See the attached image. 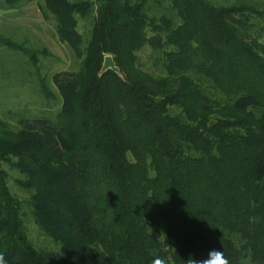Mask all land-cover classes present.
<instances>
[{
    "label": "trees",
    "instance_id": "16d2710c",
    "mask_svg": "<svg viewBox=\"0 0 264 264\" xmlns=\"http://www.w3.org/2000/svg\"><path fill=\"white\" fill-rule=\"evenodd\" d=\"M32 1L0 0V11L13 18ZM42 9L84 60L53 74L58 118L12 126L0 116L7 264H187L210 249L230 264H264V1L45 0ZM81 19L92 24L87 42ZM4 32L0 47L36 62L52 54ZM145 46L164 74L141 68ZM107 54L121 73L100 74ZM42 87L50 94L44 78ZM7 166L29 196L11 188ZM25 206L58 249L30 237Z\"/></svg>",
    "mask_w": 264,
    "mask_h": 264
},
{
    "label": "rangeland",
    "instance_id": "374dc122",
    "mask_svg": "<svg viewBox=\"0 0 264 264\" xmlns=\"http://www.w3.org/2000/svg\"><path fill=\"white\" fill-rule=\"evenodd\" d=\"M44 3L45 0H35L23 5L19 10H12L10 15L13 18L4 16L9 13L0 11V15L4 16L0 17V32L7 31L4 34L24 42L30 49L47 48L52 52L51 55L46 56L44 53H39V62H36L23 50L8 46L0 47V116L7 119L12 126H16L23 118L44 116L58 118L62 98L53 81V74L61 70L80 71L83 67L84 56H79L72 46L61 38L57 31L56 20L43 12ZM91 28V23L80 20L79 29L86 42ZM82 46H86V43L84 42ZM139 55L141 68L155 75L164 74L161 67L154 64L150 46H145ZM42 78L46 79L50 90L49 96L43 91ZM7 169L10 172L11 188L22 197L29 196L16 181L19 177L18 172L9 166ZM24 213L30 237L38 243L37 245L58 249L59 245L51 237L40 232L31 208L25 206Z\"/></svg>",
    "mask_w": 264,
    "mask_h": 264
},
{
    "label": "clouds",
    "instance_id": "9594fccd",
    "mask_svg": "<svg viewBox=\"0 0 264 264\" xmlns=\"http://www.w3.org/2000/svg\"><path fill=\"white\" fill-rule=\"evenodd\" d=\"M168 248L171 246L166 242ZM0 264H7L2 253H0ZM151 264H167V261L159 256L154 257ZM187 264H230L228 257L224 255L223 250L210 249L206 256L201 259L189 258Z\"/></svg>",
    "mask_w": 264,
    "mask_h": 264
},
{
    "label": "water",
    "instance_id": "95a60500",
    "mask_svg": "<svg viewBox=\"0 0 264 264\" xmlns=\"http://www.w3.org/2000/svg\"><path fill=\"white\" fill-rule=\"evenodd\" d=\"M108 69H113L114 71L121 73V69L116 64V61H115L113 55H111V54H107L105 56L103 66H102L100 73L103 74Z\"/></svg>",
    "mask_w": 264,
    "mask_h": 264
}]
</instances>
